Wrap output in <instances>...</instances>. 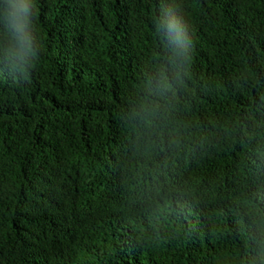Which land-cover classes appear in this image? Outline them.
Masks as SVG:
<instances>
[{
    "label": "trees",
    "instance_id": "obj_1",
    "mask_svg": "<svg viewBox=\"0 0 264 264\" xmlns=\"http://www.w3.org/2000/svg\"><path fill=\"white\" fill-rule=\"evenodd\" d=\"M0 264H264V0H0Z\"/></svg>",
    "mask_w": 264,
    "mask_h": 264
}]
</instances>
